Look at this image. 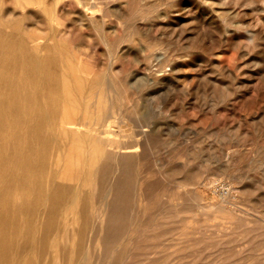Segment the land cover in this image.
<instances>
[{"label": "rangeland", "instance_id": "1", "mask_svg": "<svg viewBox=\"0 0 264 264\" xmlns=\"http://www.w3.org/2000/svg\"><path fill=\"white\" fill-rule=\"evenodd\" d=\"M89 8L0 0V240L18 249L7 245L5 257L0 248V264H264V0H97ZM98 119L112 145L89 133ZM121 137L136 150L116 147L126 145ZM53 189L62 219L46 204Z\"/></svg>", "mask_w": 264, "mask_h": 264}, {"label": "bare ground", "instance_id": "2", "mask_svg": "<svg viewBox=\"0 0 264 264\" xmlns=\"http://www.w3.org/2000/svg\"><path fill=\"white\" fill-rule=\"evenodd\" d=\"M77 2H78V4H79L80 6H82V7H83V6H86V5L88 4V7H90V8L88 9V11H89L91 8L97 6V0H89L88 3H86V2L83 1V0H77ZM80 9H81V8H80ZM94 10H95V9H94ZM94 10H93V11H94ZM98 10L100 11V8H99ZM84 11H85V10H84ZM125 11H126V10H125ZM95 14H96V13H95ZM95 14H94V15H95ZM97 14H98V13H97ZM94 15H92V16H94ZM82 16H83V14H82ZM88 16H89V15H88ZM90 17H91V16H90ZM83 18H84V17H83ZM83 18H82V20H84ZM92 18H93V17H92ZM60 19H61V18H60ZM98 19L100 20V18H98ZM78 20H79V19H78ZM85 21H86V20H85ZM126 21H127V20H126ZM82 22H83V24H84V21H82ZM91 22H93V21L91 20ZM132 30H133V29H132ZM2 32H3V31H2ZM32 39H33V38H32ZM29 40H30V39H29ZM35 40H36V39H35ZM145 44L147 45V43H145ZM150 44H151V43H150ZM150 44H149V46H151ZM152 44H153V43H152ZM157 44H158V43H157ZM34 45H35V47L38 46V44L36 45V43H35ZM67 46H68V45H67ZM25 47H26V46H25ZM151 47H152V46H151ZM33 48H34V47H33ZM156 48H157V47H156ZM156 48H154V49H156ZM19 49H20V48H19ZM35 49H36V48H35ZM65 49H66V48H65ZM69 49H70V47H69ZM149 49H150V48H149ZM150 50H151V49H150ZM65 51H66V50H65ZM65 53H66V52H65ZM147 54H148V53H147ZM69 55L71 56L70 53H69ZM67 56H68V55H65V57H67ZM70 56H69V57H70ZM146 56H147V55H146ZM146 56H145V57H146ZM62 57H63V55H62ZM24 58H25V57H24ZM70 58H71V57H70ZM153 58H154V57H153ZM66 59H69V58H66ZM72 59H73V58H72ZM151 59H152V57H151ZM162 59H163V58H162ZM62 60H63V59H62ZM69 60H70V59H69ZM69 60H66V61L68 62ZM146 60H148V59H146ZM40 61H41V60H40ZM70 61H72V60H70ZM73 61H74V59H73ZM67 62H65V63H67ZM147 62L150 63V60H148ZM163 62H164V61H163ZM62 63H63V62H62ZM65 63L62 65V67H63L62 70H64V68H67V67H68L67 65H69V64H68L69 62H68L67 64H65ZM73 63H75V61H74ZM79 63H80V62H79ZM65 65H66V66H65ZM70 65H71V64H70ZM72 65H73V67H74L75 65H77V63H76V64H72ZM77 66H78V65H77ZM79 66H81V65L79 64ZM70 67H72V66H70ZM73 67H72V69H73ZM81 67H82V66H81ZM81 67H80V70H81ZM94 67H95V66H94ZM174 67H175V66H174ZM77 68H78V67H77ZM86 68H87V67H86ZM92 68H93V67H92ZM56 69H57V68H56ZM72 69H71V70H72ZM75 69H76V67H75ZM75 69H74V70H75ZM88 69H89V68H88ZM88 69H87V70H88ZM93 69H95V68H93ZM65 70H66V69H65ZM65 70H64V71H65ZM69 70H70V69H69ZM76 70L78 71V69H76ZM76 70H75V71H76ZM60 71H61V70H59V73H60ZM64 71H62L63 74H64ZM67 71H68V70H67ZM67 71H66V72H67ZM75 71H73V73H75ZM112 71H113V70H111V72H112ZM57 72H58V70H57ZM69 72H70V71H69ZM79 72H80V71H79ZM86 72H87V71H86ZM97 72H98V71H97ZM29 73H30V72H29ZM80 73H81V72H80ZM80 73H77V74H80ZM83 73H84V72H83ZM61 74H62V73H61ZM63 74H62V75H63ZM81 74H82V73H81ZM81 74H80V75H81ZM94 74H95V73H94ZM98 74H99V72H98ZM46 75H47V74H46ZM66 75H67V74H66ZM84 75H86V74H84ZM99 75H101V74H99ZM105 75H106V73H105ZM107 75H108V73H107ZM112 75H113V74H112ZM151 75L153 76V74H151ZM82 76H83V75H82ZM87 76H89V73H88ZM19 77H20V76H19ZM64 77H65V76H64ZM66 77H67V76H66ZM72 77L74 78V74L72 75ZM85 77H86V76H85ZM113 77H114V76H113ZM67 78H68V77H67ZM67 78H65L64 80H66ZM82 78H84V77H82ZM105 78H106V76H105ZM108 78H109V77H108ZM79 79H81V77H80ZM88 79H89V77H87V80H88ZM91 79H92V77H91ZM101 79H102V81H103V78H101ZM113 79H114V78H113ZM158 79H159V77H158ZM82 80H83V79H82ZM82 80H81V82H79V83L82 84L83 81H85V78H84L83 81H82ZM109 80H110V79H109ZM164 80H165V79H164ZM67 81L69 82L68 79L66 80V82H67ZM71 81H72V80H71ZM73 81H74V80H73ZM75 81H76V80H75ZM78 81H79V80H78ZM90 81H91V80H90ZM100 81H101V80H100ZM106 81H107V80H106ZM106 81H105V82L103 81V82L105 83V87H106V85H107ZM156 81H157V80H156ZM68 82H67V83H68ZM95 82H99V81L96 80ZM151 82H152V81H151ZM67 83H65V84H67ZM77 83H78V82H77ZM77 83H74V84H76V86H77V85H78ZM87 83H88V82H87ZM90 83H91V82H89V84H87V85L90 86ZM92 83H93V79H92ZM92 83H91V84H92ZM104 83H103V84H104ZM69 84H70L69 88L71 87V89H72V90H70V91L73 92V88H72L73 83H72V84L69 83ZM93 84H94V83H93ZM95 84H96V83H95ZM101 84H102V83H101ZM61 85H62V83H61ZM63 85H64V83H63ZM71 85H72V86H71ZM83 85L85 86L86 83L83 84ZM96 85H99V84L97 83ZM96 85H95V86L93 85V86H94V87H93L94 89H95V87H96V88H99V86L97 87ZM109 85H110V84H109ZM56 86H57V85H56ZM74 86H75V85H74ZM76 86H75V87H76ZM81 86H82V85H81ZM89 86H88V87H89ZM91 86H92V85H91ZM29 87H30V86H29ZM79 87H80V86H79ZM103 87H104V86H102V88H103ZM17 88H18V87H17ZM59 88H61V86H59ZM83 88H84V87H83ZM89 88H90V87H89ZM89 88H87V89L85 88V89H84L85 92H86ZM110 88H111V87H110ZM94 89H92V90H94ZM99 89H101V88H99ZM59 90H60V89H59ZM64 90L67 91V89H65V86H64ZM74 90H75V89H74ZM77 90H79V89H78V86H77ZM81 90H82V89H81ZM81 90H79V92H80ZM84 90H83V92H84ZM89 90H90V89H89ZM96 90H98V89H96ZM101 90H102V89H101ZM105 90L108 91V87H106ZM55 91H56V90H55ZM75 91H76V90H75ZM67 92H68V91H67ZM67 92H66V93H67ZM77 92H78V91H77ZM77 92H74V93L76 94ZM85 92H84V93H85ZM88 92H89V91H88ZM104 92H105V91H104ZM116 92H117V91H116ZM36 93H37V92H36ZM66 93L64 92L63 94L66 95ZM84 93L81 92V94H84ZM89 93H90V92H89ZM89 93H88V95H89ZM98 93H99V92H98ZM98 93H97V94H98ZM100 93H101V92H100ZM107 93H109V92H107ZM107 93H106V94H107ZM114 93H115V91H114ZM139 93H140V92H139ZM31 94H32V93H31ZM67 94H70V95H71V93H67ZM75 94H74V96L76 97L77 94H76V95H75ZM79 94H80V93H79ZM79 94H78V95H79ZM81 94H80L79 96H81ZM97 94H96V93H95V95H94V94H91V96H92V95L97 96ZM103 94H104V93H103ZM103 94H102V95H103ZM112 94H113V93H111V95H112ZM70 95L65 96V97L68 98ZM72 95H73V94H72ZM85 95L88 96L86 93H85ZM102 95H101V96H102ZM107 95H108V94H107ZM30 96H31V95H30ZM94 96H93V97H94ZM99 96H100V95H98V97H99ZM104 96H105V95H104ZM71 97H72V96H71ZM71 97H70V99L73 98V97H72V98H71ZM82 97H83V96H81V98H82ZM98 97H97V99H98ZM113 97H114V96H113ZM59 98H60V97H59ZM76 98H77V97H76ZM78 98L80 99V97H78ZM86 98H87V97H85V99H86ZM61 99H62V97H61ZM61 99H60V100H61ZM70 99H69V100H70ZM73 99H74V101H75V98H73ZM81 100H83V99H81ZM87 100H89V98H87L85 101H87ZM66 101L68 102V100H66ZM66 101H64V105L67 104L66 106H68V103L70 104V102L65 103ZM71 101H72V100H71ZM93 101H94V100H93ZM101 101H102V100H101ZM103 101H104V100H103ZM109 101H110V99H109ZM76 102L79 103L78 99H77ZM76 102H75L74 104H76ZM81 102H82V101H80V103H81ZM90 102H91V101H90ZM90 102H86L87 105H85V106H88L89 109H88L87 107H84V110H85V111L90 110V108L93 109L92 107H94V106H92V107L89 106V103H90ZM95 102H96V101H94V102H93L94 104H92V105H95ZM72 103H73V102H71L70 106H73ZM80 103H79V104H80ZM100 103H101V102H100ZM105 103H106V102H105ZM62 104H63V103H62ZM79 104H78V105H79ZM84 104H85V103H84ZM97 104H98V103H97ZM97 104H96V105H97ZM98 105H101V104H98ZM105 105H106V104H105ZM107 105H109V104L107 103ZM63 107H64V106H63ZM73 107H76V109H77V107L79 108L80 105H79V106H73ZM73 107H71V108H69V109H73ZM82 107H83V105H82ZM108 107H109V106H108ZM108 107H107V108H108ZM64 108H65V107H64ZM64 108H63V109H64ZM66 108H67V107H66ZM85 108H87L88 110H86ZM95 108L99 109V107H97V106H96ZM40 109H41V108H40ZM82 109H83V108H82ZM97 109H96V110H97ZM65 110H66V109H65ZM77 110L80 111V109H77ZM93 110H94V109H93ZM100 110H101V109H100ZM109 110H110V109H109ZM15 112H16V111H15ZM69 112H70V111H69ZM88 112H89V111H88ZM118 112H119V111H118ZM62 113H63V111H62ZM73 113H75V112H72V114H73ZM80 113H81V111H80ZM90 113H93V112H89V114H90ZM94 113H95V111H94ZM106 113H108V112H106ZM114 113H115V112H114ZM116 113H117V112H116ZM81 114H82V113H81ZM85 114H86V113H85ZM89 114H87L86 116H88ZM49 115H50V114H49ZM62 115H64V114H61V116H62ZM77 115H79V114H77ZM82 115H84V114H82ZM106 115H107V114H106ZM91 116H92V115H91ZM101 116H102V114H101ZM125 116H126V114H125ZM89 117H90V116H89ZM98 117L100 118V115H98ZM102 117H103V116H102ZM71 118H72V117H71ZM91 118H92V117H91ZM91 118H90V119H91ZM108 118H109V117H108ZM116 118H117V117H116ZM59 119H60V118H59ZM61 119H62V118H61ZM61 119H60V120H61ZM64 119H65V117H64ZM75 119H76V118H75ZM77 119H78V118H77ZM81 119H84V118H81ZM86 119H88V118H86ZM95 119H96V118H95ZM130 119H131V118H130ZM66 120H67V119H66ZM68 120H69V119H68ZM68 120H67V123L65 122V124H69ZM121 120H122V119H121ZM35 121H36V120H34V122H35ZM69 121H70V120H69ZM83 121H84V120H83ZM86 121H87V120H86ZM99 121H100V122H99ZM131 121H133V119H132ZM36 122H37V121H36ZM58 122H59V121H58V119H57V122H56V123L58 124ZM73 122H76V121H73ZM78 122H79V121H78ZM81 122H82V121H81ZM93 122H94V121H93ZM113 122H114V121H113ZM117 122H119V121H116V123H117ZM53 123H55V122H53ZM61 123H62V122H61ZM61 123H60V126H62ZM82 123H84V122H82ZM86 123H87V122H86ZM120 123H121V122H120ZM130 123H131V122H130ZM134 123H135V122H134ZM35 124H36V123H35ZM71 124H73V123H70V125H71ZM74 124H75V123H74ZM77 124L80 125L79 123H77ZM88 124H89V128H90V124L92 125V122H90V123H88ZM110 124H111V121H110ZM123 124H124V123H123ZM55 125H56V124H55ZM55 125L52 126V127H54L53 129H55ZM78 125H77V126H78ZM108 125H109V124H108ZM115 125H116V124L114 123V126H115ZM119 125H121V124H119ZM130 125H131V124H130ZM66 126H67V125H65V129H67ZM77 126H76V127H77ZM114 126H112V127H114ZM50 127H51V125H50ZM63 127H64V126H63ZM63 127H61V129H62ZM67 127H68V126H67ZM69 127H70V126H69ZM69 127H68V128H69ZM78 127H79V126H78ZM81 127H82V126H81ZM81 127H80V128H81ZM83 127H84V126H83ZM116 127H117V126H116ZM136 127H137V125H136ZM91 128H92V129H91V131H89V133L92 134L93 136H95L94 138H99V139H100V138L103 137V133L107 131L108 126H107V124L105 123V121H101V120L98 119L97 122H96V120H95L94 125H92ZM110 128H111V127H110ZM56 129H57L58 132H59V129H60L59 126H58ZM63 129H64V128H63ZM63 129H62V130H63ZM70 129H71V127H70ZM85 129H86V128H85ZM118 129H120V128H118ZM123 129H125V128H123ZM133 129H134V128H133ZM136 129H138V128H136ZM51 130H52V129H51ZM57 130H54V131H55V135H57V133H56ZM75 130H77L78 132H81V131H79V128H76V129H75V127H73V129H71L72 132H76ZM125 130H126V129H125ZM109 131H110V129H109ZM117 131H118V130H117ZM117 131H116V132H117ZM65 132H66V130H65ZM83 132L86 133L87 131H86V132L83 131ZM107 132H108V131H107ZM107 132H106V134H107ZM122 132H123V131H122ZM122 132H121V133H122ZM60 133L63 134L62 132H60ZM60 133H59V135H60ZM66 133H67V132H66ZM66 133H65V134H66ZM68 133H69V130H68ZM68 133H67V134H68ZM70 133H71V132H70ZM70 133H69V134H70ZM84 133H83V135H84ZM110 133H112V132H110ZM114 133H115V132H114ZM121 133H120V134H121ZM131 133H132V132H131ZM138 133H139V132H138ZM67 134H66L64 137H68L69 134H68V135H67ZM71 134H72V133H71ZM74 134H75V133H74ZM77 134H78V133H77ZM115 134L117 135V133H115ZM120 134H119V135H120ZM122 134H123V133H122ZM129 134H130V133H129ZM132 134H133V133H132ZM45 135H46V134H45ZM59 135H58V136H59ZM63 135H64V134H63ZM83 135H82V134H80L79 136H76V135L73 136V135H72V137H70V136H71V135H70L69 137H70L71 139H72L73 137H79V138H81L80 136H83ZM92 135H91V136H92ZM107 135H108V134H107ZM111 135H112V134H111ZM119 135H118V136H119ZM127 135H128V134H127ZM85 136H86V134H85ZM114 136H115V135H114ZM120 136H121V135H120ZM123 136H124V135H123ZM131 136H133V135H131ZM88 137H89V139L87 138V141L90 140V135H88ZM106 137H107V136H106ZM106 137H103L104 142H105V140H106V139H105ZM59 138H62L61 135H60ZM59 138H58V139H59ZM82 138H83V137H82ZM112 138H115V137H112ZM118 138H119V137H118ZM121 138H122V137H121ZM136 138H137V136H136ZM49 139H50V138H49ZM65 139H66V138H65ZM73 139H74V138H73ZM76 139H77V138H76ZM76 139H75V140H76ZM122 139H123V138H122ZM132 139H133V138H132ZM141 139H142V138H141ZM141 139H140V142H141ZM61 140H63V139H61ZM67 140H68V139H67ZM67 140H65V142H64V143H65L64 146H66L67 144H70V143H67ZM78 140H79V139H78ZM95 140H96V139H95ZM95 140H94V141H95ZM108 140H109V139H108ZM112 140H113V139H112ZM112 140L107 141V143L105 142L106 145H107V144H108V145H110V144L112 145V142H111ZM116 140H117V139H116ZM116 140H115V141H116ZM123 140H124L123 143H125V141H127V140H125V139H123ZM54 141H55V140H54ZM57 141H58V140H57ZM57 141H56V142H57ZM63 141H64V140H63ZM69 141H71V140H69ZM72 141H74V140H72ZM87 141H86V143H87ZM99 141H100V140H99ZM101 141H102V140H101ZM118 141H119V139H118ZM58 142H60V141H58ZM61 142H62V141H61ZM61 142H60V144H61ZM74 142H75V141H74ZM78 142H79V141H78ZM88 142H89V141H88ZM138 142H139V140H138ZM66 143H67V144H66ZM79 143H80V142H79ZM135 143H136V142H135ZM141 143H142V142H141ZM72 144H74V143H72ZM72 144H71V145H72ZM84 144H85V143H84ZM87 144H89V143H87ZM115 144H116V147H118V148H129V147H130V148H131V147L133 148V147H134V144L132 145L131 143H129L130 145H128V143H127V144L125 143L126 145H122L120 142H115ZM57 145H58V144H57ZM77 145H78L79 148H80V144L77 143ZM100 145H102L101 142H100ZM103 145H104V144H103ZM136 145H137V144H136ZM136 145H135V147H134L135 150H136V148H137ZM30 146H31V145H30ZM67 146H68V148H70V147H69L70 145H67ZM78 146H77L76 149H79ZM55 147H56V146H55ZM58 147H60V146H58ZM61 147H62V146H61ZM85 147H86V146H85ZM85 147H82V148H85ZM107 147H108V146H107ZM62 148H63V147H62ZM66 148H67V147H66ZM73 148H75V147H73ZM94 148H96V147H94ZM104 148H105V147H104ZM110 148H111V147H110ZM113 148H114V147H113ZM130 148H129V149H130ZM59 149H60V148H58V150H59ZM80 149H81V148H80ZM80 149H79V150H80ZM92 149H93V148H92ZM105 149H106V148H105ZM62 150H63V149H62ZM64 150H66V149H64ZM64 150L62 151L63 154H64V152H65ZM82 150H83V149H82ZM85 150H86V149H85ZM88 150H89V149H88ZM103 150H104V149H103ZM107 150H108V148H107ZM116 150H117V148H116ZM119 150H120V149H119ZM123 150H124V149H123ZM68 151H69V149H68ZM73 151H74V150H73ZM86 151H87V150H86ZM86 151H85V152H86ZM93 151H94V150H93ZM93 151H92V152H93ZM96 151H98V150H96ZM112 151H113V150H112ZM114 151H115V150H114ZM124 151H125V150H124ZM124 151H123V152H124ZM133 151H134V150H133ZM133 151L129 150V152H133ZM139 151H140V150H139ZM143 151H144V150H143ZM57 152H58V151H56V153H57ZM62 152H61V153H62ZM77 152H78V151H77ZM88 152H89V151H88ZM105 152H106V151H105ZM105 152H104V153H105ZM115 152H116V151H115ZM121 152H122V151H121ZM121 152L119 151V153H120L121 155L125 153V152H124V153H123V152L121 153ZM129 152H128V154H129ZM61 153L59 152V155H58V156L62 155ZM83 153H84V152H83ZM113 153H114V152H113ZM113 153H112L111 155H113ZM66 154H67V153H66ZM77 154H78V153H77ZM80 154H82V153H80ZM84 154H85V153H84ZM114 154H115V153H114ZM116 154H117V153H116ZM116 154H115V155H116ZM131 154H132V153H130L129 155H131ZM133 154H134V152H133ZM133 154H132V155H133ZM136 154H137V152H135L134 155H136ZM5 155H6V154H5ZM74 155H75V154H74ZM90 155H91V154H90ZM90 155H89V156H90ZM101 155H103V154L101 153ZM101 155H99V156H100L101 158H103ZM111 155H109V156H111ZM121 155H119V156L121 157ZM124 155H125V154H124ZM137 155H139V154H137ZM137 155H136V157H138ZM16 156H17V155H16ZM58 156H57V158H58ZM99 156H98V157H99ZM116 156H117V155H116ZM119 156L116 157L117 160L120 158ZM139 156H140V155H139ZM81 157H82V159H83L85 156L83 157V156L81 155ZM81 157H80V159H81ZM122 157H123V156H122ZM122 157H121V158H122ZM130 157H131V158H134L135 156H133V157H132V156H129V158H130ZM136 157H135V158H136ZM2 158H4V157L2 156ZM59 158H60V157H59ZM59 158H58V159H59ZM63 158H65V154H64V157H63ZM67 158H69V157H67ZM67 158H66V160H65L66 163H67ZM75 158H77V157H75ZM78 158H79V157H78ZM85 158H86V157H85ZM85 158H84V160H85ZM121 158H120V159H121ZM127 158H128V157H124V159H127ZM129 158H128V159H129ZM138 158H139V157H138ZM138 158H137V160H139ZM58 159H57V162H58ZM60 159H62V157H61ZM72 159H73V158H72ZM72 159H70L69 161L71 162ZM86 159H87V158H86ZM90 159H91V156H90ZM113 159H114V158L112 157L111 162H112ZM1 160H2V159H1V155H0V161H1ZM91 160H92V159H91ZM97 160H98V159H97ZM3 161H5V160L3 159ZM3 161H1V162H3ZM63 161H64V160H63ZM73 161H74V160H73ZM78 161H79V160H78ZM80 161H81V160H80ZM80 161H79V162H80ZM87 161H88V160L85 161V165H86V162H87ZM89 161H90V160H89ZM114 161H115V160H114ZM120 161H123V158H122V160H120ZM120 161H119V162H120ZM70 162H69V164H70ZM82 162H83V161H82ZM59 163H60V164H57V165H58V166L61 165V167H62V164H61L62 162H61L60 160H59ZM76 163H77V162H76ZM76 163L73 162L72 164H76ZM115 163H116V161H115ZM117 163H118V161H117ZM90 164H91V163H90ZM90 164H89V165H90ZM119 164H120V163H118L117 165H118L119 168H120V165H121V164H120V165H119ZM2 165H3V164H1V166H2ZM78 165H79V164H78ZM87 165H88V162H87ZM117 165H116V166H117ZM95 166H97V164H96ZM118 166H117V167H118ZM3 167H4V166H3ZM81 167L83 168V166H79L78 169L81 168ZM114 167H115V166H114ZM117 167H116V168H117ZM75 168H76V167H75ZM84 168H85V166H84ZM86 168H88V167H86ZM58 169H59V168H58ZM62 169H64V166H63V167L61 168V170L59 171V173H58L59 175H60V172L62 171ZM65 169H67V168H65ZM65 169H64V170H65ZM72 169L75 170L74 167H72ZM93 169H94V168H93ZM64 170H63L62 172H64ZM76 170H77V169H76ZM76 170H75V171H76ZM82 170H83V169H79V170H77V171H78V172L81 171V172L83 173ZM88 170H89V169H88ZM96 170H97V167H96ZM115 170H116V169H115ZM47 171H48V170H47ZM77 171H76V172H77ZM94 171H95V170H94ZM66 172H68V171H66ZM78 172H77V173H78ZM81 172H80V173H81ZM86 172H87V171H85V173H86ZM88 172H89V171H88ZM97 172H100L101 174L103 173V171H100V169H99V171H97ZM77 173H75V174L77 175ZM80 173H78V174H80ZM90 173H91V171H90ZM23 174H24V173H23ZM88 174H89V173H88ZM97 174H98V173H97ZM122 174H123V173H122ZM10 175H11V174H10ZM18 175H19V174H18ZM56 175H57V174H56ZM67 175H68V174H67ZM69 175H70V174H69ZM69 175H68V176H69ZM71 176H72V174H71ZM78 176H79V175H78ZM84 176L87 177V176H89V175L84 174ZM84 176H83V177L80 176V177H82L83 179H85ZM90 176H91V175H90ZM56 177L59 178L60 176H56ZM80 177H79V178H80ZM91 177H92V176H91ZM62 178H63V177H62ZM62 178H61V179H62ZM66 178H67V179H64V180H62V181H63V182H64L65 180L67 181V180H68V177L66 176ZM69 178L72 179V177H69ZM76 178H77V177H76ZM76 178H75V179H76ZM79 178H78V179H79ZM15 179H16V178H15ZM71 179H70V180H71ZM70 180H69V182H70ZM79 180H80V179H79ZM90 180H91V178L89 179V181H90ZM66 181L64 182L65 185L68 184V183H66ZM72 181H73V179H72ZM83 181H85V180H83ZM83 181H82V182H83ZM89 181H88V183H86V182L83 183V184H84V187H86V186H85V183H86V184H89ZM63 182H61V184H62ZM77 182H78V181L75 180V183H76V184H77ZM91 182H92V181H91ZM46 183H47V182H46ZM48 183H49V182H48ZM56 183H57V181H56ZM56 183H55V184H56ZM64 183L62 184V186L64 185ZM49 184H50V183H49ZM76 184H75V185H76ZM79 184L81 185V187L83 186V184H81V182L78 183V185H79ZM47 185H48V184H46L45 187H46ZM65 185H64V186H65ZM75 185H74V186H75ZM49 186L51 187L52 185L50 184ZM49 186H48V187H49ZM64 186H63V187H64ZM227 186H228V185H227ZM42 187H43V186H42ZM52 187H53V186H52ZM59 187L61 188V185H60V184H58V186H55L54 189H55L56 191H57V189H58V190H61L62 188L59 189ZM77 187H78V186H77ZM81 187L79 186V188H81ZM84 187H82V188H84ZM110 187H111V186H110ZM39 188H41V187H39ZM64 188H65V187H64ZM107 188H108V187H107ZM44 189H45V188H44ZM47 189H48V188H47ZM54 189H53V191H54ZM38 190L42 191V188H41V189H38ZM49 190H50V189H49ZM49 190H46V191L49 193ZM51 190H52V189H51ZM76 190H77V189H76ZM78 190H82V189H78ZM83 190H84V189H83ZM83 190H82V192H83ZM113 190H114V189H113ZM17 191H18V190H17ZM56 191H54V192H55V194L58 193V195L54 196V195H53V192L51 191L52 194L50 193V195H51V196H54V197H52V199H51V198H48V200H46V199L43 197V201L45 202V200H46V204H48L47 201L50 202V200L53 201V198H54V200H57V199H55V198H57V197H58V198L61 197V196H62V193H61V195L59 196V192L56 193ZM61 191H62V190H61ZM74 191H75V190H74ZM105 191H106V190H105ZM47 192L45 193L46 195H47ZM79 192L81 193V191H79ZM89 192H90V191H89ZM107 192H108V191H107ZM64 193H65V195L67 194L66 192H64ZM77 193H78V192H77ZM227 193H228V192H227ZM40 194H41V193H40ZM40 194H39V195H40ZM42 194H44V192H43ZM74 194H75V192H74ZM83 194H84V193H83ZM89 194H90V193H89ZM48 195H49V194H48ZM169 195H170V194H169ZM66 196H67V195H66ZM70 196L74 197L73 195H70ZM70 196H69V194H68V197H70ZM31 197H32V196H31ZM48 197H50V196H48ZM75 197H76V194H75ZM75 197H74L73 199H75ZM79 197H80V195H79ZM79 197H78V198H79ZM89 197H90V196H89ZM38 198H39V197H38ZM40 198H41V196H40ZM46 198H47V197H46ZM63 198H64V195H63ZM80 198H81V197H80ZM91 198H92V197H91ZM31 199H32V198H31ZM36 199H37V198H36ZM44 199H45V200H44ZM49 199H50V200H49ZM61 199H62V198H61ZM67 199L69 200V198L66 197L65 200H67ZM71 199H72V198H71ZM106 199H107V198H106ZM38 200H39V199H37V201H38ZM63 200H64V199H63ZM43 201H42V202H43ZM57 201H58V204H61V202H60L59 200H57ZM61 201H62V200H61ZM69 201H70V200H69ZM73 201H74V200H73ZM77 201H78V200H77ZM38 202L41 203V201H38ZM44 202H43L42 204H44ZM54 202H55V201H54ZM59 202H60V203H59ZM63 202L65 203L66 201H63ZM63 202H62V203H63ZM67 202H68V201H67ZM29 203H30V202H29ZM40 203H38V204L40 205ZM50 203H51L52 205L54 204L55 206H54V205H53V206H54L56 209H54L53 206L51 205V206H52V209H54L55 211L53 210L54 212L52 213V210H51V212H50V209H51V208H50L49 211H48V213H50V214H51V213L54 214V213H56V211H57L58 214L56 213L55 215H59V213H60L59 211H60V208H61V207H60L59 205H57V203H52V202H50ZM77 203H78V202H77ZM80 203H81V202H80ZM31 204H32V202H31ZM34 204H35L36 207L38 206L37 203H34ZM34 204H33V205H34ZM67 204H69V203H67ZM67 204H66V206H67ZM86 204H87V201H86ZM33 205H32V206H33ZM62 205H64V204H62ZM71 205H72V204H71ZM71 205H70V206H71ZM75 205H76V204H74V206H75ZM87 205H88V204H87ZM35 206H33V207H35ZM41 206H42V205H41ZM46 206H47V205H45L44 208H47ZM56 206H58V207H56ZM72 206H73V205H72ZM72 206H71V207H72ZM48 207H49V206H48ZM92 207H94V206H92ZM38 208H40V207H38ZM44 208H43V209H44ZM69 208H70V207H69ZM73 208H74V207H73ZM99 208H100V207H99ZM0 209H1V208H0ZM34 209H35V208H34ZM58 209H59V211H58ZM87 209H88V208H87ZM97 209H98V208H97ZM24 210H25V209H24ZM36 210H38V209L36 208L35 211H36ZM47 210H48V209H47ZM63 210H64V209H63ZM66 210H67V209H66ZM102 210H103L104 215H105V213H106V212L104 211L105 208L102 209ZM31 211H32V209H31ZM43 211H45V210H43ZM98 211H99L100 213H99V212L97 213V211H96V212H94L93 214L97 213L98 215H100L101 212H102V211H101V208L98 209ZM40 212H41V210H40ZM64 212H66V211H64ZM67 212H69V211H67ZM30 213H31V212H30ZM37 213H38V212H37ZM46 213H47V211H46ZM46 213H45V214H46ZM81 213H82V212H81ZM220 213H221V212H220ZM50 214H49V215H50ZM52 214H51V215H52ZM61 214H62V213H60V215H61ZM85 214L87 215L86 212H85ZM97 214H96V216H97ZM106 214H107V213H106ZM29 215H30V214H29ZM51 215H50V217L53 216V215H52V216H51ZM66 215H67V214H66ZM80 215H81V214H80ZM102 215H103V213L101 214V216H102ZM45 216H46V215H45ZM61 216H62V217H61V219H62V218H63V215H61ZM82 216H83V214H82ZM84 216H85V215H84ZM87 216H88V215H87ZM2 217H3V216H2ZM41 217H42V216H41ZM54 217H55V216H54ZM56 217H57V216H56ZM78 217H80V216H77V218H78ZM94 217H95V215H94ZM94 217H93V218H94ZM106 217H107V216H106ZM116 217H117V216H116ZM44 218H45V217H44ZM48 218H49V217H48ZM52 218H53V217H52ZM95 218H96V217H95ZM100 218H101V217H100ZM103 218H105V217H103ZM8 219H9V218H8ZM28 219H29V217H28ZM28 219H27V220H28ZM53 219H54V218H53ZM67 219H68V218H67ZM0 220H2V218H1ZM5 220H6V218L4 219V221H5ZM9 220H10V219H9ZM25 220H26V219H25ZM44 220H45V219H44ZM49 220L51 221L52 219L49 218L47 221H49ZM54 220H57V219H54ZM101 220H102V218H101ZM103 220H104L103 222H105V219H103ZM6 221H7V220H6ZM10 221H11V220H10ZM12 221H13V220H12ZM38 221H39V220H38ZM40 221H41V220H40ZM40 221H39V222H40ZM45 221H46V220H45ZM47 221H46V222H47ZM50 221H49V222H50ZM52 221H53V220H52ZM2 222H3V220H2ZM2 222H1V223H2ZM28 222H29V221H28ZM30 222H31V221H30ZM30 222H29V223H30ZM54 222H55V221H54ZM58 222H59V221H58ZM58 222H57V223H58ZM60 222H62V221L60 220ZM103 222H102V223H103ZM3 223H4V222H3ZM6 223H9V222H6ZM11 223H12V222H11ZM25 223H27V222H25ZM31 223H32V222H31ZM36 223H37V222H36ZM44 223H45V222H44ZM47 223H48V222H47ZM47 223H46V224H47ZM87 223H88V222H87ZM171 223H172V222H171ZM177 223H178V222H177ZM27 224H28V223H27ZM27 224H26V225H27ZM40 224H41V223H40ZM40 224H39V225H40ZM48 224H49V223H48ZM50 224L52 225L53 222H51ZM50 224H49V225H50ZM85 224H86V223H85ZM26 225H25V226H26ZM30 225H31V224H30ZM35 225H36V224L32 225V227L35 226ZM58 225L60 226V224H58ZM23 226H24V224H23ZM27 226H28V225H27ZM40 226H41V225H40ZM45 226L48 227V225H45ZM213 226H214V225H213ZM29 227H30V226H29ZM29 227H28L27 229H29ZM32 227H31V229H32ZM47 227H46V228H47ZM57 227H58V226H57ZM35 228H36V226L33 227V229H35ZM39 228H40V227H38L37 229H39ZM11 229H12V228H11ZM33 229L31 230V233H33V235H34L35 232H33ZM37 229H35V231H36ZM113 229H114V228H113ZM210 229H211V228H210ZM29 230H30V229H29ZM29 230H27V231H29ZM46 230H48V229H46ZM46 230H44V231H46ZM51 230H52V229H51ZM5 231H6V230H5ZM27 231H25V232H27ZM37 231H38V230H37ZM37 231H36V232H37ZM57 231H58V230H57ZM85 231H86V230H85ZM153 231H154V230H153ZM38 232H40V230H39ZM38 232H37V234H38ZM65 232H66V231H65ZM28 233H29V232H28ZM79 233H80V232H79ZM4 234H5V233H4ZM4 234H3V235H4ZM37 234H36V235H37ZM39 234H40V233H39ZM44 234H45V232H44ZM44 234H43V235H44ZM53 234H54V233H53ZM66 234H67V233H66ZM3 235H2V237H4ZM31 235H32V234H31ZM43 235H42V236H43ZM126 235H127V234H126ZM5 236H6V234H5ZM9 236H10V235H9ZM49 236H50V235H49ZM60 236H61V235H60ZM68 236H69V235H68ZM0 237H1V235H0ZM2 237H1V238H2ZM6 237H7V236H6ZM6 237H5V238H6ZM14 237H15V236H14ZM44 237H45V236H44ZM44 237H43V238H44ZM46 237H47V239H48V236H46ZM46 237H45V239H46ZM55 237L57 238V236H55ZM55 237H53V239H54V240H57ZM115 237H116V236H115ZM5 238H4V240H5ZM33 238H34V237H33ZM49 238H50V237H49ZM66 238H67V237H66ZM8 239H9V238H7V241L9 242L10 240H8ZM11 239H13V241H15L14 238H11ZM34 239H35V238H34ZM47 239H46V241L48 242L49 240H47ZM60 239H61V237H60ZM199 239H201V238H199ZM4 240H3V239L0 240V248L2 249V253H3V254H4V252H7V254L5 253L6 255L4 254V256L7 257V255L9 256V254H8L9 252H8V250L5 251V249H6V247H7L8 244H6V241L4 242ZM42 241H43V239H42ZM10 242H11V241H10ZM10 242H9V243H10ZM74 242H75V241H74ZM18 243H19V241H18ZM45 243H46V242H45ZM4 244H5V245H4ZM11 245H12V243H11ZM11 245H8V248H9V246H11ZM16 245H17V244H16ZM18 245H19V244H18ZM18 245H17V246H18ZM23 245H24V244H23ZM42 245H44V243H43ZM45 245H46V244H45ZM47 245H49V244H47ZM50 245H51V244H50ZM53 245H54V244L52 243L51 246L53 247ZM57 245H58V244H57ZM220 245H221V244H220ZM13 246H14V245H13ZM13 246H11V247L9 248V251L11 250V248H12ZM40 246H41V245H40ZM54 246H56V245H54ZM45 247H47V246H45ZM170 247H171V246H170ZM8 248H7V249H8ZM15 248H16V247H15ZM18 248H19V247H18ZM41 248H42V247H41ZM53 248H54V247H53ZM66 248H67V247H66ZM16 249H17V248H16ZM16 249H14V247H13L12 250H15V251H16ZM46 249H47V248H46ZM48 249H49V248H48ZM3 250H4V251H3ZM17 250H18V249H17ZM43 250H44V249H43ZM55 250H56V249H55ZM15 251H14V252H15ZM157 251H158V250H157ZM162 251H163V250H162ZM14 252H12L14 255L17 254V253H14ZM20 252H21V251H20ZM41 253H42V252H41ZM145 253H146V252H145ZM159 253H160V252H159ZM176 253H177V252H176ZM3 254H1V256H2ZM227 255H228V254H227ZM1 256H0V258H1ZM14 257L16 258V256H14ZM153 257H154V256H153ZM219 257H220V256H219ZM3 258H4V257H3ZM18 258H19V257H18ZM157 258H158V257H157ZM217 258H218V257H217ZM220 258H221V257H220ZM47 259H48V257H47ZM171 259H173V258H171ZM218 259H219V258H218ZM5 260H6V259H5ZM7 260H8V259H7ZM7 260H6V262H7ZM13 260H14V259H13ZM9 261H10V260H9ZM11 261H12V260H11ZM19 261H20V260H19ZM21 261H22V260H21ZM0 262H1V260H0ZM13 262H14V261H13ZM43 262H44V261H43ZM156 262H157V261H156ZM16 263H17V261H16ZM151 263H152V262H151ZM212 263H213V262H212ZM1 264H2V263H1ZM4 264H5V263H4ZM6 264H7V263H6ZM20 264H21V263H20Z\"/></svg>", "mask_w": 264, "mask_h": 264}]
</instances>
